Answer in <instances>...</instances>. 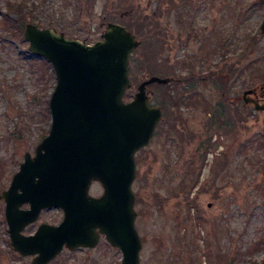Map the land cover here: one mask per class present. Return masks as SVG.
Returning a JSON list of instances; mask_svg holds the SVG:
<instances>
[{
    "label": "rangeland",
    "instance_id": "374dc122",
    "mask_svg": "<svg viewBox=\"0 0 264 264\" xmlns=\"http://www.w3.org/2000/svg\"><path fill=\"white\" fill-rule=\"evenodd\" d=\"M7 1L0 0V193L8 188L24 153L34 155L51 124L48 101L55 74L44 57L28 50L25 24L53 27L66 37L92 43L100 39L109 19L147 15L149 24L143 30H158L164 42L159 53L152 50L141 56L143 69L134 80L130 62L127 100L151 75L175 81L191 72L192 90L180 89L172 96L179 104L162 110L150 142L135 156L132 188L135 225L143 240L140 264H264V145L243 147L264 132V111H255L248 102L252 112L235 124L232 133L223 136L221 128L214 127L211 141L217 146L203 157L198 148L207 137L205 123L215 105L221 122V86L203 78L208 68L232 73L230 98L249 89L247 98H261L264 0H27L22 30L18 15L6 11ZM145 65L163 70L149 74ZM163 85H147L150 104L160 106L161 97L168 94L169 86ZM221 153L228 158L227 168H222ZM196 173L199 179L193 183ZM182 180L189 183L185 190L179 188ZM101 192L99 184L90 188L94 196ZM189 193L191 205L185 198ZM4 206L0 199V264H30L31 258L10 244ZM61 213L46 210L36 223H58ZM120 260V250L102 238L95 248L64 249L48 264H119Z\"/></svg>",
    "mask_w": 264,
    "mask_h": 264
},
{
    "label": "water",
    "instance_id": "95a60500",
    "mask_svg": "<svg viewBox=\"0 0 264 264\" xmlns=\"http://www.w3.org/2000/svg\"><path fill=\"white\" fill-rule=\"evenodd\" d=\"M260 28L264 31V17ZM23 36L28 50L51 64L55 86L48 101V134L34 155L24 153L0 193L11 246L22 256L33 255L30 264H47L63 248H94L104 235L120 250L119 264H139L135 154L149 143L163 116L160 106L149 105L146 87L171 78L151 75L126 101L129 57L139 40L118 22H107L93 43L32 23L25 24ZM251 92H243L244 102L264 111V98L262 103L247 98ZM93 183L102 188L99 196L90 194ZM52 208L63 212L58 224L41 223L33 234L22 233L41 210Z\"/></svg>",
    "mask_w": 264,
    "mask_h": 264
},
{
    "label": "trees",
    "instance_id": "16d2710c",
    "mask_svg": "<svg viewBox=\"0 0 264 264\" xmlns=\"http://www.w3.org/2000/svg\"><path fill=\"white\" fill-rule=\"evenodd\" d=\"M33 5L34 3L31 2ZM30 4L29 1L27 0H9L6 2V11L10 14V13H15L18 15V18L21 20V24H19V29L22 30L23 29V21L26 17V8L28 7V5ZM106 8V4L104 6V10ZM131 10V7H129V10ZM127 12V11H125ZM137 13V12H136ZM141 13V12H140ZM125 13H122V15H124ZM132 16V18L130 17H125V16H121V18H119L117 21L122 23L123 25L126 26L127 29H129L130 31H132L137 38H139V46L137 49H135L131 55H130V62H131V69H130V73H131V77L134 80V75L137 72L142 71L140 69V58L141 56H147V54L149 52L153 51H158L160 50V47L163 45V40L160 38V33L155 32V29L153 28L150 31H144V27L147 25V23L149 24L148 21V16L147 15H141L139 13L132 15V13H129V16ZM128 15V14H126ZM107 14L104 15V20L107 19ZM154 17V15H152ZM133 17H135V19H133ZM113 22H115V19H109ZM146 20V21H145ZM108 21V20H107ZM6 23V22H3ZM7 24V23H6ZM152 45V48L149 49V46ZM153 61H155L156 59H158L157 57H153ZM188 58L191 59V57L188 55ZM187 62V64H189V66H192L193 63L192 61H185ZM145 70H147V72L149 74H157L158 72L160 73V70H163L162 68H158L155 65H151L146 67V65L144 66ZM166 67V66H165ZM142 68V67H141ZM143 69V68H142ZM164 74V76L166 75L165 73H162V75ZM191 72H188L187 75H185L184 77H182V79L180 80H175L173 81V79L171 78V81L169 83H167L166 85H163V87L167 88V92L168 94H164L161 97V100L159 101V105L162 108V110L164 111H168L169 108H173L176 107L179 104V101L177 102L176 99H174V97H172L175 93H178V91L181 89H185L188 88V90H192V88H190V79H191ZM167 76V75H166ZM203 78H208L211 80V82L215 85V83H217L219 85V87L221 88V122H220V115L218 114V111L220 110L219 107H217L215 105L214 109H211L213 112V116H211L207 122L205 123V133L207 134V137L200 142L198 148L201 150L200 152H202L201 155L202 157L205 156L206 154H208V152L210 151L211 148H215L217 146V144H215L214 142L211 141V136L213 134L212 128L214 129V127H216L217 129L221 128V135L223 136H227L228 134L232 133L233 128L235 126V124L237 123H241L245 120L246 117L249 116V114L252 112L251 109L249 108L248 104H245L242 96L240 95H236L232 98H230L231 96L229 95L231 92V85H232V73L231 72H225V71H215V69H209L205 71V74H203ZM218 80V82L216 81ZM220 82V83H219ZM171 84V86H170ZM181 86H178L180 85ZM171 87V88H170ZM187 90V91H188ZM182 92V91H181ZM171 93V94H170ZM162 121V120H161ZM161 121L159 122V124L161 123ZM168 126H174V124H172V122L168 121ZM255 138L251 139L250 141H246L245 143V148H248V146H253L255 144H261L264 145V132L263 133H257L254 135ZM223 153H221L222 155ZM226 154H223V157L221 158V163L222 168H227L229 161L227 156L225 157ZM195 179H199V174L197 175V173L195 174V178L193 180V183L195 181ZM185 182V181H184ZM183 180L179 186V188H181L182 190H185L187 188V186L189 185V183H184ZM186 185V186H185ZM191 186V185H190ZM190 193L188 195H186V199L190 202L189 205L192 204V199H190ZM194 202V200H193Z\"/></svg>",
    "mask_w": 264,
    "mask_h": 264
},
{
    "label": "flooded vegetation",
    "instance_id": "af4514ba",
    "mask_svg": "<svg viewBox=\"0 0 264 264\" xmlns=\"http://www.w3.org/2000/svg\"><path fill=\"white\" fill-rule=\"evenodd\" d=\"M260 96H261V98H255V99H262V95L260 94ZM24 205V204H23ZM22 207V206H21ZM22 208H27V207H22ZM46 210H49V209H44V210H41V212H40V214H39V216L41 215V213L42 212H44V211H46ZM58 210V209H57ZM61 212H62V210H60ZM62 214V217H63V212L61 213ZM39 216H38V218H39ZM38 218L34 221V222H31L30 224H28L27 226H25V228L22 230V233L23 234H25V235H29V234H33L36 230H37V228H38V226L41 224V223H47V222H44V221H41V222H38V223H36V221H38ZM61 221V220H60ZM60 221H58V223L60 222ZM52 224H57V222H53ZM31 226H34V230H32V231H27V229L29 228V227H31ZM101 239H102V237H101ZM78 249H82V248H78ZM27 256H29L30 258H31V261H32V259H33V255H27ZM31 261H30V263H31Z\"/></svg>",
    "mask_w": 264,
    "mask_h": 264
}]
</instances>
